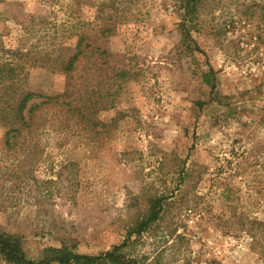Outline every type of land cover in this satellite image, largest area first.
<instances>
[{
  "label": "rangeland",
  "instance_id": "1",
  "mask_svg": "<svg viewBox=\"0 0 264 264\" xmlns=\"http://www.w3.org/2000/svg\"><path fill=\"white\" fill-rule=\"evenodd\" d=\"M182 15L181 0H0V63L25 65L20 90L60 91L63 74L37 62L78 38L128 73L97 135L50 127L9 146L0 125V232L28 260L126 239L133 264H264V0H201L193 52ZM154 200L157 219L130 235Z\"/></svg>",
  "mask_w": 264,
  "mask_h": 264
},
{
  "label": "trees",
  "instance_id": "2",
  "mask_svg": "<svg viewBox=\"0 0 264 264\" xmlns=\"http://www.w3.org/2000/svg\"><path fill=\"white\" fill-rule=\"evenodd\" d=\"M200 1L181 0V38L185 41L184 48L189 52L198 48L192 45L194 41L186 22L195 14ZM100 29L113 33L112 24H101ZM112 55L106 46L84 43L83 39L78 38L70 56L61 60L41 57L37 62L41 67L59 71L64 76L60 91L45 94L20 90L15 81L18 70L25 69V65L11 60L0 63V125L5 128L6 144L12 146L18 138L24 143L34 140L50 131V127L57 131L72 127L80 131L79 134L91 132L97 135L99 132L96 130L105 127L96 117L97 114L112 105L114 98H111V90L118 79L122 82L128 80L124 68L112 66L111 62L106 61ZM209 74L204 73L203 81L211 85L213 90L214 84L210 82ZM160 207L159 200H154L147 218L136 224L129 234H140L146 230L157 219ZM126 242L128 240L125 239L122 244L99 255L80 254L62 244L60 248L51 250L54 257L46 259L44 264H133L134 260L126 258L123 253ZM0 259L8 264H36L25 257L19 236L7 232H0Z\"/></svg>",
  "mask_w": 264,
  "mask_h": 264
}]
</instances>
